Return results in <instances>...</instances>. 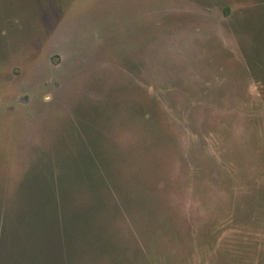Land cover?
<instances>
[{
	"label": "rangeland",
	"instance_id": "374dc122",
	"mask_svg": "<svg viewBox=\"0 0 264 264\" xmlns=\"http://www.w3.org/2000/svg\"><path fill=\"white\" fill-rule=\"evenodd\" d=\"M0 264H264V0H0Z\"/></svg>",
	"mask_w": 264,
	"mask_h": 264
},
{
	"label": "trees",
	"instance_id": "16d2710c",
	"mask_svg": "<svg viewBox=\"0 0 264 264\" xmlns=\"http://www.w3.org/2000/svg\"><path fill=\"white\" fill-rule=\"evenodd\" d=\"M77 233L75 232V235H76ZM73 235V234H72ZM75 235H73V237L75 236ZM68 241V239L66 240V242ZM28 263H29V261H28Z\"/></svg>",
	"mask_w": 264,
	"mask_h": 264
}]
</instances>
